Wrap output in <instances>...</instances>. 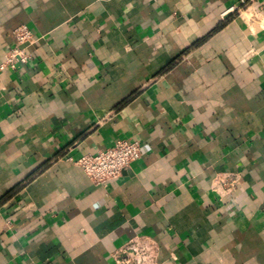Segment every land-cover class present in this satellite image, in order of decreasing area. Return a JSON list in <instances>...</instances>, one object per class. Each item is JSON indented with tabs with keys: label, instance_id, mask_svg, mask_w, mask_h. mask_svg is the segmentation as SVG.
<instances>
[{
	"label": "crops",
	"instance_id": "0c3cea01",
	"mask_svg": "<svg viewBox=\"0 0 264 264\" xmlns=\"http://www.w3.org/2000/svg\"><path fill=\"white\" fill-rule=\"evenodd\" d=\"M21 24L0 264H113L136 235L158 264H264V0H0V65ZM118 139L143 154L107 185L70 160Z\"/></svg>",
	"mask_w": 264,
	"mask_h": 264
},
{
	"label": "built area",
	"instance_id": "2783aa9c",
	"mask_svg": "<svg viewBox=\"0 0 264 264\" xmlns=\"http://www.w3.org/2000/svg\"><path fill=\"white\" fill-rule=\"evenodd\" d=\"M236 7L229 11H234ZM15 44L6 53L0 70L4 68L17 69L33 57L30 46L35 42L32 29L27 24H21L14 29ZM143 154V144L138 140L118 139L112 146L95 154H85L78 159L70 160L80 165L89 177L98 185H107L109 181L122 175L130 164ZM238 176L219 178L217 185L226 190L234 188ZM113 264H158L159 246L148 236L136 235L119 247L113 254Z\"/></svg>",
	"mask_w": 264,
	"mask_h": 264
}]
</instances>
